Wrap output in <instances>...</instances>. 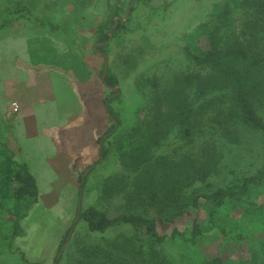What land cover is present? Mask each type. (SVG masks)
Wrapping results in <instances>:
<instances>
[{"label": "rangeland", "instance_id": "374dc122", "mask_svg": "<svg viewBox=\"0 0 264 264\" xmlns=\"http://www.w3.org/2000/svg\"><path fill=\"white\" fill-rule=\"evenodd\" d=\"M129 1L122 0L121 17ZM220 1L137 3L125 27L111 36L105 49L108 68L118 80L117 96L110 98L119 118L117 129L144 118V78L170 77L183 60L181 46L186 35L208 17L213 3ZM116 2L0 0V125L9 122L19 159L28 165L39 191L38 202L21 221L24 235L12 243L21 253L9 249L12 227L0 220V264H54L68 236L56 264H193L192 250L206 258L221 250L218 229L192 247L170 238L172 229L183 232L195 213L180 206L183 210L176 213L178 206H170L167 210L176 213L172 217L160 206H145L142 198L127 195L129 187L124 192L107 185L111 180L116 186V179L126 173L108 137L112 122L105 99L111 93L101 79L104 57L97 41L100 24L109 22V5ZM112 26L107 27L108 33L112 34ZM198 42L207 46L204 37ZM261 46L264 41L256 51ZM14 103L19 106L17 112L12 110ZM258 111L264 117V105H259ZM234 135L235 139L221 144L218 173L202 182L189 178L184 194L210 192L233 180L234 171L239 177L255 170L263 137L242 125L235 126ZM101 139L108 150L106 156L103 147L99 148ZM173 146L177 148L172 154L176 160L189 151L178 135L161 151L168 154ZM80 190L81 211L95 207L110 217L145 213L156 219L159 231L167 235L165 242L137 234L127 224L104 233L90 231L86 221L76 217ZM242 216L238 208L229 210L227 220L234 222L233 229L244 232V240L241 248L226 249L222 257L227 264H262L264 207L252 221Z\"/></svg>", "mask_w": 264, "mask_h": 264}, {"label": "trees", "instance_id": "16d2710c", "mask_svg": "<svg viewBox=\"0 0 264 264\" xmlns=\"http://www.w3.org/2000/svg\"><path fill=\"white\" fill-rule=\"evenodd\" d=\"M141 1L144 0L136 3ZM110 9L116 12L114 4ZM112 24L114 20L110 18L98 28L97 41L102 42L98 49L104 52L109 39L107 27ZM125 25L124 22L115 27L112 35L115 37ZM200 37L206 39V47L199 44ZM263 41L264 0L213 3L208 17L186 35L181 46L183 60L170 71V77L144 78V118H136L125 129H114L113 123L108 129L111 132L108 137L114 142L123 172L126 171L116 179V186L110 180L109 188L125 192L129 187L127 195L142 198L145 206H160L161 211L165 209L172 217L183 209L195 213L183 232L175 227L170 235L189 247L218 229L221 250L212 258L192 250L193 264H227L222 252L241 248L244 240V232L233 229L234 222H228L229 210L238 208L242 218L252 221L264 207V146L260 163L252 173L238 177L234 171L233 180L210 192H195L190 197L184 194L189 178L202 182L218 173L221 144L235 139V126L257 131L264 139V117L258 111L259 105H264V47L259 52L255 49ZM105 61L104 58L100 73ZM104 81L111 87L118 85L109 68ZM112 99L108 101V111L119 124L110 106ZM9 125V122L0 125V220L12 227L9 249L21 253L12 243L15 237L24 235L21 221L38 202L39 191L28 165L19 159ZM174 135L189 146L180 160L172 157L173 151H177L175 146L171 153H163ZM103 145L102 141V155L106 156L108 150ZM170 206H178V212L167 210ZM79 216L90 231L104 233L127 224L137 234L149 236L157 243H164L167 238L159 231L156 219L145 213L110 217L103 210L88 207ZM21 256L24 257L23 253Z\"/></svg>", "mask_w": 264, "mask_h": 264}, {"label": "water", "instance_id": "95a60500", "mask_svg": "<svg viewBox=\"0 0 264 264\" xmlns=\"http://www.w3.org/2000/svg\"><path fill=\"white\" fill-rule=\"evenodd\" d=\"M133 2H134V0H132V3H133ZM127 14H128V11L126 12V16H127ZM115 24H116V23H114V25L112 26L111 29H113V28L115 27ZM111 35H112V34L109 32V39L111 38ZM109 39H108V40H109ZM105 58L107 59V56H106ZM107 70H108V61L106 60L105 63H104V66H103V71H102V74H101V79H102L103 84H104V86H105L106 88H108L110 91H115V92H114L113 94H111V95L107 98V100H106V102H105V110H106V113H107L108 117H109L110 120L112 121V123H113V125H114V129H115L116 126H117V122H116V120L112 117V115L110 114V112L108 111V101L110 100L111 96H114V95H116V94L118 93V88H117V86H115V87H111V86H109V85H107V84L105 83L104 80H105V75H106V73H107ZM109 133H111V132H109ZM104 137H105V136H104ZM102 140H103V139H101V140L99 141V148H101ZM101 161H102V156H101V158H100L99 163H100ZM85 173H86V172H85ZM85 173L83 174V177H82V180H81V183H82V184L84 183ZM81 197H82V195H81V190H80V195H79V199H78V206H77V216H76L77 218L79 217L80 212H81ZM77 218H76V219H77ZM71 231H72V230H70V233H71ZM69 235H70V234H69ZM68 237H69V236H68ZM68 237H67L66 241L64 242V244H63V246H62V249L65 247V245H66V243H67V240H68ZM62 249H61V251H62ZM61 251H60L59 254L57 255L54 264H56L57 259H58L59 255H60Z\"/></svg>", "mask_w": 264, "mask_h": 264}, {"label": "flooded vegetation", "instance_id": "af4514ba", "mask_svg": "<svg viewBox=\"0 0 264 264\" xmlns=\"http://www.w3.org/2000/svg\"><path fill=\"white\" fill-rule=\"evenodd\" d=\"M142 3H150L149 0H144V1H141ZM121 3H122V0H117L116 4H114V7H115V10L116 12H113L111 9H110V5H109V16L108 18H112L114 20V23L115 24V27H117L119 24L121 23H126L129 21L133 11H134V8L136 7L137 3H136V0H134V2L132 3V0L129 1L128 3V6L125 8L124 10V14H123V17H121V11H122V6H121ZM139 3V2H138ZM128 11V14L126 16V12ZM115 27L113 29H115ZM112 36V35H111ZM104 42V41H103ZM100 44H102V42H99ZM107 44V42H106ZM98 51L103 55V57L105 58L107 55H106V50L105 52L98 49ZM106 59V58H105ZM107 60V59H106Z\"/></svg>", "mask_w": 264, "mask_h": 264}, {"label": "built area", "instance_id": "2783aa9c", "mask_svg": "<svg viewBox=\"0 0 264 264\" xmlns=\"http://www.w3.org/2000/svg\"><path fill=\"white\" fill-rule=\"evenodd\" d=\"M18 109H19L18 104H17V103H14V104L12 105V110H13V112H17Z\"/></svg>", "mask_w": 264, "mask_h": 264}]
</instances>
